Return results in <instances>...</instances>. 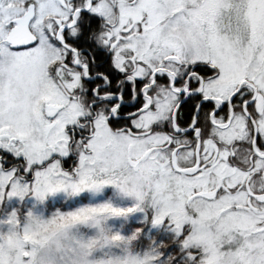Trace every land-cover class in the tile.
Segmentation results:
<instances>
[{
	"label": "snow or ice",
	"instance_id": "obj_1",
	"mask_svg": "<svg viewBox=\"0 0 264 264\" xmlns=\"http://www.w3.org/2000/svg\"><path fill=\"white\" fill-rule=\"evenodd\" d=\"M0 264H264V0H0Z\"/></svg>",
	"mask_w": 264,
	"mask_h": 264
}]
</instances>
